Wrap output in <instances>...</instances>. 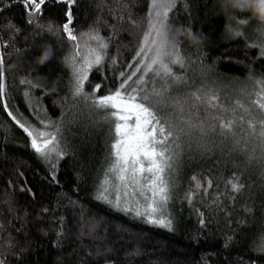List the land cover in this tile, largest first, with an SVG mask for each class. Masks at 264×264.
<instances>
[{
	"label": "trees",
	"instance_id": "trees-1",
	"mask_svg": "<svg viewBox=\"0 0 264 264\" xmlns=\"http://www.w3.org/2000/svg\"><path fill=\"white\" fill-rule=\"evenodd\" d=\"M124 3L128 11L122 12L115 0H47L29 23L22 2L0 0V36L8 45L7 64L15 65L5 69L9 110L27 126L47 124L53 133L59 127L64 149L50 160L37 154L31 138L0 104V259L5 264H264V168L248 167L242 154L229 155L231 142L222 144L218 135L208 137L215 145L211 150L201 153L193 146L181 155L163 209L172 230L98 198L110 164L112 134L107 124L94 126L102 116H90L83 105L73 109L71 71L65 61L74 53L59 32L69 10L77 34L98 30L108 47L85 88L91 92L100 85L96 95H107L119 85L121 72L127 76L135 70L129 65L147 30L152 0ZM240 15L230 23L219 0H176L169 11V36L190 28L203 43L192 46L183 35L176 39L188 63L183 69L173 66L186 80L173 95L183 97L203 87L230 106L249 99L245 93L264 79V56L252 33L241 29L243 34L236 36L230 31L240 29ZM49 24L58 34L47 31ZM86 37L80 41L82 48ZM44 50L50 58L38 65L36 58ZM21 78L37 87L21 84ZM81 111L77 122L70 123ZM234 176L243 184L239 193L231 192ZM109 187L108 198L114 201Z\"/></svg>",
	"mask_w": 264,
	"mask_h": 264
},
{
	"label": "snow or ice",
	"instance_id": "snow-or-ice-1",
	"mask_svg": "<svg viewBox=\"0 0 264 264\" xmlns=\"http://www.w3.org/2000/svg\"><path fill=\"white\" fill-rule=\"evenodd\" d=\"M16 2L23 3L29 23H32L47 0ZM57 2L71 4L73 0ZM161 2L164 3L162 9L159 8ZM175 2L176 0H152L147 15V30L139 40L134 64L129 65L130 69L135 70L127 76L121 72L119 85L107 95H96L100 85H96L91 92L85 88L89 73L102 66L108 47L98 30L93 27L91 32L77 34L72 27V14L69 10L67 22L62 25V32H59L72 45L74 53L65 61L71 71L70 95L73 109H79L83 105L90 116H102L101 120L93 121L94 126L107 124L112 134L110 164L98 198L114 203L119 208L122 195L123 198H128L131 192L135 207L123 210L134 211L137 216L146 217L148 223L169 230H172V221L165 217L163 209L170 199L169 193L179 170L180 158L186 149L191 151L195 146L201 153L209 151L215 145L209 142L208 137L210 134L218 135L222 144L231 142L229 155L242 154L248 167L256 164L264 168V79L255 82L258 88L253 92L245 93L249 97L247 101L238 99L234 106L224 103L214 90L203 87L183 97L173 95V90L186 82L184 77L176 75L173 66L183 69L188 63V58L181 51V41L177 40L172 48L168 44L172 27L169 23V11ZM115 3L120 11H128L124 0H115ZM154 8L158 10L153 11ZM225 13L230 23L237 19L236 11L226 7ZM239 13V25L256 26L248 12ZM128 20L134 26L142 28V24H135L131 17ZM7 27L12 29L14 25L9 24ZM39 27L41 31L45 30L44 25ZM46 29L53 35L58 34V29L51 24ZM165 29L168 31H163ZM18 31L13 35L18 34ZM180 31L185 32L184 29ZM187 33L193 32L189 28ZM242 34L240 31L235 33L236 36ZM84 36L88 37V41H95V46L86 43L82 48L80 41ZM2 41L3 37L0 36V104L31 138V147L37 154L46 159L53 155L59 158L64 151L59 127L55 133L46 130L49 127L47 124L44 125L45 130L30 128L9 110L6 100L7 73L3 69L9 67L7 60L10 54H5L4 49L8 45ZM15 51L19 54L18 49ZM261 55L264 56V47H261ZM20 83L37 87L27 78H21ZM252 96L255 98L251 99ZM189 100L192 101L191 104ZM186 106L187 117L184 114ZM201 109L204 111L203 117L200 116ZM82 114L83 111L77 112L70 123H76V116ZM229 183L232 193L242 191L243 184L238 177L234 176ZM113 185L116 192L114 201L108 198L109 186ZM208 187H211V181H208ZM121 188L124 190L122 195ZM141 207L143 211L140 210ZM261 250L264 251V243L261 244ZM0 264H5V261L0 259Z\"/></svg>",
	"mask_w": 264,
	"mask_h": 264
},
{
	"label": "clouds",
	"instance_id": "clouds-1",
	"mask_svg": "<svg viewBox=\"0 0 264 264\" xmlns=\"http://www.w3.org/2000/svg\"><path fill=\"white\" fill-rule=\"evenodd\" d=\"M221 10H225L226 7L236 12H248L250 18L256 23V30L264 33V0H219ZM167 32L168 30H163ZM183 35L188 43L192 46H198L203 43L202 36L194 33H180L177 31L175 34L168 36L169 47L175 46L176 39ZM50 58V53L47 50L41 52L40 56L36 58L38 65H43ZM15 65H10L8 70L14 68ZM5 70V69H3Z\"/></svg>",
	"mask_w": 264,
	"mask_h": 264
},
{
	"label": "rangeland",
	"instance_id": "rangeland-1",
	"mask_svg": "<svg viewBox=\"0 0 264 264\" xmlns=\"http://www.w3.org/2000/svg\"><path fill=\"white\" fill-rule=\"evenodd\" d=\"M159 8L160 9H162L163 7L159 4ZM156 10H158V9H156V8H154V11H156ZM230 26H232V25H230ZM243 27V28H242ZM240 26V29H236V27H231L230 28V31H232L233 32V34H235L236 32H237V30H239L240 32L243 30V32H247V33H252L254 36H255V38H256V41H257V43H258V45H259V50H260V53H261V47H264V33H261V32H258L257 30H256V26H254L253 24H249V25H247V26ZM242 29V30H241ZM85 42V44L86 43H88L90 46H92V47H94L95 46V41H88V37H86L85 38V40H84ZM86 50V49H85ZM22 123V122H21ZM24 124V123H23ZM25 125V124H24ZM25 126H27V124L25 125ZM28 127H30V126H28ZM30 128H34V129H40V130H45L44 129V126H40V127H34V126H31ZM49 129V128H48ZM48 129H46L47 131H49ZM50 132V131H49ZM49 160H50V158H48ZM51 159H52V157H51ZM110 188V187H109ZM111 190H112V192H113V196H114V200H115V195H116V192H115V188H114V185L113 186H111ZM123 189L121 188L120 189V192H121V195L123 194ZM131 203H134L135 204V202H134V200L132 199V194H131V192H129V197L128 198H123V195H122V200H121V205L122 206H124V207H132V205H131ZM141 211H143V207H141V209H140Z\"/></svg>",
	"mask_w": 264,
	"mask_h": 264
}]
</instances>
